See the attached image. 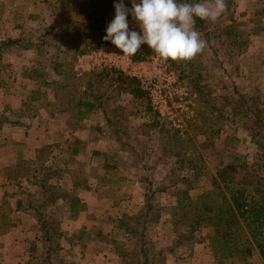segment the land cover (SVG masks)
<instances>
[{
  "label": "crops",
  "instance_id": "obj_1",
  "mask_svg": "<svg viewBox=\"0 0 264 264\" xmlns=\"http://www.w3.org/2000/svg\"><path fill=\"white\" fill-rule=\"evenodd\" d=\"M7 1L10 10H5L0 18V46L9 39L25 40L8 44L0 51V264H62L56 261L57 257L67 262L63 264H122L117 252L110 248L98 249V243L113 238V223L120 212H134L135 208L138 211L144 207L147 178L155 187L161 165L168 166V171L163 173L165 185L157 192L158 199L165 202L158 201L162 207V222L152 223L154 230L148 231V235L159 248H171L167 263L234 264L237 257L226 258L215 252L211 244L214 228L207 224L178 244L180 235L175 232L169 209L178 202V190L188 189L190 199L195 201L209 189L202 185L209 174L202 172L191 187L175 182L178 158L169 150L171 138L167 133H160V136L166 140L168 150L148 152L128 142L124 129L129 126V120L127 125L121 123L123 120L118 121L120 132L112 128L108 119L112 111L108 105V115L102 108L95 107L84 118L77 119L72 112L77 108L72 110L57 104L55 84L62 82L63 75L54 66L74 59L75 67L76 57L64 55L72 50L74 54L79 53L91 45V39L84 36L77 43L63 41V36L82 30L74 23L80 15L75 8L77 4L73 0ZM233 1L235 15L240 19L245 17L247 30L258 32L257 15L250 10L257 7L263 12L264 0ZM22 20L31 21L37 27L32 32V25H23ZM37 28L40 31H36ZM260 30L264 32V27ZM82 33L91 34L89 31ZM40 34L46 41L40 49L46 54L49 49L58 50L55 58L44 59V52L38 53ZM254 37L251 36L248 52L251 48H264L262 36ZM30 40L35 44L28 45ZM51 105L56 109L52 113L47 107ZM118 107L124 109L123 105ZM147 112L152 113L146 108ZM139 124L135 120L134 128ZM116 141H120V149L127 152L128 158L135 161L131 168L124 169L120 184L110 179L113 174L108 171L117 166L115 160L110 163L113 144L119 148ZM98 160H102V165L98 166ZM188 171L187 175L193 176V169ZM112 188L117 189V194L125 192L122 202L112 197L115 195L103 194ZM158 193H163L164 198ZM132 195L136 198L130 199ZM173 196L175 201L170 202ZM40 217L42 222L46 219L54 224L52 243L44 238ZM252 257L257 258L258 264L264 263L259 253ZM67 258L70 261L65 260Z\"/></svg>",
  "mask_w": 264,
  "mask_h": 264
},
{
  "label": "trees",
  "instance_id": "obj_2",
  "mask_svg": "<svg viewBox=\"0 0 264 264\" xmlns=\"http://www.w3.org/2000/svg\"><path fill=\"white\" fill-rule=\"evenodd\" d=\"M73 2L77 4L75 8L80 14L79 17L75 18L74 23L76 27L82 30L72 33H76L75 35L63 36V41L68 44L75 41L77 43L83 38L82 32L85 33L86 31L91 32V34H99L101 36L99 41L103 39L105 35L101 33V30L107 18H114L116 0H73ZM199 2L211 6L214 5L215 0H199ZM224 2L225 10L216 21L214 20L213 26L208 27V20L198 18L194 25L198 33L206 32L205 42L208 45V50L214 54V58L217 60L227 56L246 54L249 51L253 34L239 22L235 15L236 5L234 1L224 0ZM126 7L131 8L130 0H126ZM129 17L131 18V16ZM40 35L37 38V43L39 44L38 53L41 55L43 50L40 48L46 41L44 35ZM24 40L23 38L9 39L7 43L0 46V51L2 47L4 48L8 44L19 41L23 43ZM27 44L35 43H31L30 40V43ZM95 45L92 46L95 48ZM93 47L81 49L79 53L88 49L91 50ZM55 52L58 55V50ZM70 53H73L72 55L76 58L79 54H74L72 50L64 56L66 57ZM153 54L154 52L147 45H142L140 51L132 57L140 60ZM201 56L204 55L201 54ZM186 62L187 60L169 61L168 64L176 74L189 79L188 81L197 87L196 90L204 94L203 86L207 85H200L204 79L201 70L193 68L194 61L192 59L188 60V63ZM54 68L63 75V83L58 81L55 84L58 96L57 104L65 105L72 110L77 108L76 112L72 111L76 114L77 119L84 118L89 110L95 107L102 108L103 112L108 115L107 102L112 98L117 102L120 95L124 93L132 95L138 100L147 98V94L141 89L136 77L128 76L117 69L98 68L86 73L84 78L77 79L75 78L77 76L74 71V59L55 65ZM104 82L107 84L105 88L102 85ZM113 88V95H108V90ZM234 89L239 94L238 99L230 94H223L220 96L223 102L219 106L216 104V97L205 99L203 102L209 106L212 105L214 111H219L217 119L219 116L223 117L225 108H228L231 121L235 123L237 121L244 122L241 124L243 130L248 133L250 141L255 144L260 153H257L251 165L246 161H238L237 156H232L234 161L225 164L220 161L221 165L208 175L211 183L210 189L205 190L195 201L190 199L188 189L180 192L177 204L170 207L169 210L173 218L175 232L180 235L178 244L183 243L200 226L207 224V226L214 228L211 244L220 256L237 257L247 261L257 252L264 262V184L261 182L263 180L261 176L264 172V168H262L264 167V94L260 85H255L251 91L246 92L240 91L238 86H235ZM47 107H49L50 113L56 110L53 105ZM118 108L117 106L110 110L112 117L108 115V119L112 123V128L120 132L121 128L118 126V121L121 120L123 114L120 111L121 108L118 112ZM146 108L156 117L154 126H159V119H162L160 115L154 111L150 104H147ZM122 111L124 113V109ZM208 111L211 110L204 107L203 113ZM212 118L209 116L210 120ZM174 131L179 136L178 131ZM208 135H205L206 140L202 146L208 144L210 138ZM189 140L191 138L187 141ZM175 156L179 158L178 161L184 167L183 160L187 159L186 155H184L185 157H178L180 155L177 151ZM201 161H203L202 157L188 158L184 168L193 169L194 174L191 177L187 174L181 176L184 173L183 168L179 170L176 167L177 171L174 169L175 178H173L175 182L185 184L187 187L193 186V183L204 170L202 163L200 165L197 163ZM240 166L246 171L242 177H238ZM147 180L149 184L145 194L144 207L134 212H120L115 221L118 223L115 229L120 228V234H123L125 238L128 236L131 241V246L125 247L122 244L117 248V255L122 264H168L167 254L171 248H159L148 235L150 223L158 222L162 215V207L159 205L157 197V192H160L162 188L153 187V182L148 178ZM39 215L44 217L42 213ZM42 223L44 238L52 243L51 228L54 224L46 219ZM182 230H186V233ZM153 249H157V251L151 254Z\"/></svg>",
  "mask_w": 264,
  "mask_h": 264
},
{
  "label": "rangeland",
  "instance_id": "obj_3",
  "mask_svg": "<svg viewBox=\"0 0 264 264\" xmlns=\"http://www.w3.org/2000/svg\"><path fill=\"white\" fill-rule=\"evenodd\" d=\"M0 18H2L3 13L5 10L9 11V3L6 0H0ZM6 2V3H5ZM125 6H126V0H125ZM210 6V5H209ZM257 9V7H256ZM255 8L253 10H250L251 14L256 13L257 15V24L258 28L261 29V27H264V10L262 12L261 9ZM263 16V17H262ZM239 22L241 25L246 28L244 25L243 18L240 19L239 16H237ZM216 21V20H215ZM215 21H207L208 27H211L214 25ZM26 23L31 24V21L22 20V24L25 25ZM32 25V24H31ZM129 26L132 28V30H136L139 32L138 26L132 21V19L129 17ZM27 27V26H26ZM37 26L35 24L32 25V32L33 29H35ZM258 30V32L252 34V36H262L264 39V32L261 30ZM36 31H40V28H37ZM102 33V32H101ZM206 32H201L200 37L205 41L206 39ZM103 34V33H102ZM84 38H90L91 39V46L88 48H92V45H95L97 42H100V35L90 34L87 36L86 34L83 35ZM254 37V38H255ZM98 45V44H97ZM95 45V47L97 46ZM94 49V47H93ZM89 50V49H88ZM56 49L53 48L49 49L47 54L44 52V59L46 58H55L56 57ZM87 51V50H86ZM252 51L254 52L253 54ZM257 52V55H256ZM203 54L204 56H201ZM155 55V53L153 54ZM264 56V48H251L250 52H247L244 55L241 56H227L223 57L221 59H215L214 54L211 53V51L208 50V45L205 42V47L203 50L198 53L192 60L194 61L193 68L196 70H201V73L204 76V79L202 80V83L200 85H207L203 86L204 94H201L198 90H196L197 87L194 86L193 83L189 82L187 78L182 77L180 74V78L183 80V82L191 89L193 94V101L195 103L196 108V116L194 117V120L190 124V131L186 135L182 136L179 134H175V129L164 119H159V126H154V120H156V117L154 116V113H146V105L150 104V100L147 96V98H144L142 100H138L134 98L132 95L129 94H121L118 101L116 102L114 98L110 99L109 102H107L109 109H113L114 107H117L118 105L124 106V117L125 119L121 123L123 125H127V121L129 120V126H126V129H124L125 136L127 134V138L129 139L128 142L132 143V146L137 149H144L145 151L151 152H162L167 151L166 149V140L163 139L162 136H160V133H167L169 135V139L171 138V143L168 145L169 150L172 152L174 156L176 155L178 151V157H185L186 155L187 159L183 160L184 167H186V164L188 162V158H201L203 161L198 163L200 165L202 163L204 170L203 173L208 172V174L213 173L216 170L217 166H220L221 162L228 163L229 161H234L232 159V156H237L239 159L238 161H246L250 163V165L254 162L257 153L259 154L260 150L255 146V144L250 141V137L247 132H245L243 129L244 122H233L231 121L230 116V110L228 108H225L224 110V116L218 117L219 111H214L213 106H209V104H206L203 102L205 99H214L216 97V104L219 106L223 101L221 100L220 96L225 94H230L231 96L239 98V94L235 91V86H238V89L240 91L246 92L251 91L255 85H260L262 87V91L264 94V58L261 59V56ZM71 58H73L72 53L69 54ZM188 63V60L187 62ZM188 68V67H186ZM208 69V71H207ZM262 83V84H261ZM103 87H107L106 82L102 83ZM114 88L111 90H108V95H113ZM215 104V105H216ZM211 108H209V107ZM204 107L206 109H209L211 111H208L206 113H203ZM125 109H127V112H125ZM207 113H210L207 115ZM209 116H212L213 118L210 120ZM134 122H133V121ZM135 120L138 121L140 126L138 128H134ZM252 123V122H251ZM137 124V123H136ZM133 125V126H132ZM161 126V127H160ZM163 126V127H162ZM113 133H116L115 130H113ZM159 133V134H158ZM209 134V142L207 145L202 146L205 139V135ZM189 138L191 140L187 141ZM119 145V148H114V152L111 155L110 163L117 162V166L115 168L110 167L108 170L113 175L110 176V179H114V182L117 184L121 183V177L124 173V169L131 168L132 163H135V161H132L130 158H128L127 152H124L122 149H120V141H116ZM115 142V143H116ZM195 147V148H194ZM168 148V147H167ZM180 152V153H179ZM165 155V153H164ZM179 159V158H178ZM176 160L175 165L179 170L182 169L185 171V173H189V168H184L181 166V162ZM221 161V162H220ZM102 160H98V166L102 165ZM167 164V163H166ZM193 164V163H191ZM249 165V164H248ZM161 172L157 173L156 176V183L155 187L157 188H163L165 185V176L163 177V173H166L165 171H168L167 168H164L163 165H161ZM109 168V167H108ZM264 168V167H262ZM261 168V171H262ZM135 173V168L132 170ZM177 171V170H176ZM191 172V171H190ZM245 169L243 167L238 168V177H242L245 173ZM182 175V174H181ZM184 175V174H183ZM175 177V175H174ZM261 182L264 184V172L262 174ZM205 179V178H204ZM210 179H205V183L202 184L204 187L211 188ZM114 184V183H113ZM115 188H112L109 192H104L103 194L105 196L107 195H115L112 196L115 200L118 199L121 202L123 201L122 196L125 192H120L117 194ZM115 191V192H114ZM177 191V190H176ZM182 193V189L178 190ZM129 195L132 194V192H128ZM134 193V192H133ZM134 195V194H133ZM132 195V196H133ZM158 195L162 198H164L163 193H158ZM177 195V194H176ZM175 195V196H176ZM130 197L135 199L136 196ZM175 201L174 196L170 199L171 201ZM158 201L160 203L164 200L161 199ZM131 202H128L130 204ZM120 204V203H119ZM127 203L124 204L123 208L127 207ZM126 209V208H125ZM46 210V209H45ZM136 211V208L134 209ZM125 211V210H124ZM162 211V210H161ZM161 219V217H160ZM160 221V220H159ZM162 222V221H160ZM118 225L117 222L114 221L112 231L114 233L113 238H110V240H103L102 243H98L100 245L98 249L101 247L103 249H112L115 252H117V248L121 246L122 244L125 245V247L131 246V241L128 238V236L125 238L123 234H120V228L115 229V226ZM110 226V225H109ZM209 226V225H208ZM149 231H153V224L150 223ZM211 228V226H210ZM109 229V228H107ZM115 239V240H114ZM102 249V250H103ZM157 251V249H153L151 254H154ZM258 254V253H257ZM67 261H70V259H65ZM56 261H60L63 263V258H56ZM226 261V260H225ZM228 261V260H227ZM234 264H258V260L256 257H249L247 262H245L243 259L237 258L233 260ZM227 262L226 264H228ZM260 264V263H259ZM264 264V263H263Z\"/></svg>",
  "mask_w": 264,
  "mask_h": 264
},
{
  "label": "clouds",
  "instance_id": "obj_4",
  "mask_svg": "<svg viewBox=\"0 0 264 264\" xmlns=\"http://www.w3.org/2000/svg\"><path fill=\"white\" fill-rule=\"evenodd\" d=\"M125 0L114 3L115 14L106 28L105 41L120 50V55L135 56L147 45L161 62L191 60L205 47L195 30L196 19L216 20L225 10L224 0L206 5L199 0ZM129 16L139 32L130 30Z\"/></svg>",
  "mask_w": 264,
  "mask_h": 264
},
{
  "label": "built area",
  "instance_id": "obj_5",
  "mask_svg": "<svg viewBox=\"0 0 264 264\" xmlns=\"http://www.w3.org/2000/svg\"><path fill=\"white\" fill-rule=\"evenodd\" d=\"M112 19L109 17L105 20L101 30L104 35ZM120 54L119 49L103 39L94 49L77 55L75 74L77 77H82L95 69L108 68L136 77L154 111L180 135L189 133L190 123L196 116L194 93L171 69L168 62H161L156 54L140 60Z\"/></svg>",
  "mask_w": 264,
  "mask_h": 264
}]
</instances>
